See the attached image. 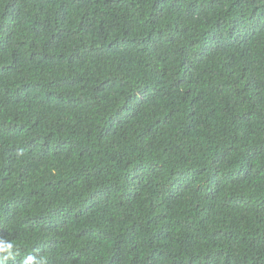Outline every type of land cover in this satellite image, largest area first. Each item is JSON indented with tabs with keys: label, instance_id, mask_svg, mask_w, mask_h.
Masks as SVG:
<instances>
[{
	"label": "trees",
	"instance_id": "trees-1",
	"mask_svg": "<svg viewBox=\"0 0 264 264\" xmlns=\"http://www.w3.org/2000/svg\"><path fill=\"white\" fill-rule=\"evenodd\" d=\"M0 264H264V0H0Z\"/></svg>",
	"mask_w": 264,
	"mask_h": 264
}]
</instances>
